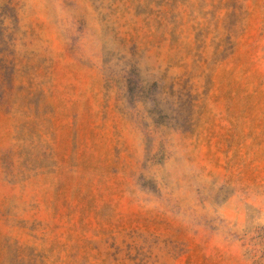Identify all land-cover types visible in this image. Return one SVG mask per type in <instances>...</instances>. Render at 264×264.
<instances>
[{"label": "rangeland", "instance_id": "374dc122", "mask_svg": "<svg viewBox=\"0 0 264 264\" xmlns=\"http://www.w3.org/2000/svg\"><path fill=\"white\" fill-rule=\"evenodd\" d=\"M0 264H264V0H0Z\"/></svg>", "mask_w": 264, "mask_h": 264}]
</instances>
